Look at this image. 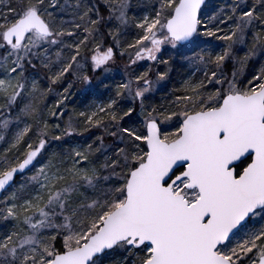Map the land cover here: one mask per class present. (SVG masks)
I'll list each match as a JSON object with an SVG mask.
<instances>
[{
	"label": "snow or ice",
	"instance_id": "obj_1",
	"mask_svg": "<svg viewBox=\"0 0 264 264\" xmlns=\"http://www.w3.org/2000/svg\"><path fill=\"white\" fill-rule=\"evenodd\" d=\"M0 264H264V0H0Z\"/></svg>",
	"mask_w": 264,
	"mask_h": 264
},
{
	"label": "trees",
	"instance_id": "obj_2",
	"mask_svg": "<svg viewBox=\"0 0 264 264\" xmlns=\"http://www.w3.org/2000/svg\"><path fill=\"white\" fill-rule=\"evenodd\" d=\"M175 73H176L177 78H179V80H180V79L182 78V75L184 74V69L181 68V67H179V66H177L176 69L174 70V72L172 73V76H175ZM173 80H174V78H173ZM174 81H175V80H174ZM44 83H45V86H46V81H45ZM168 87L171 88V84H169ZM73 90H74V88L71 89V92H72V93H74ZM58 91H62V88H61V89H58ZM158 94H160V95L162 96L163 93H158ZM80 97H81V96H80ZM47 98L50 99V95L47 96V97L45 98V101H46ZM49 99H48L46 102H48ZM157 99H158V97H157ZM80 101H81V100H80L76 95H72V97H71V98L69 99V101L67 102V108H68L69 110H71L72 108H82V105L80 104ZM46 102H45V103H46ZM45 103H44V104H45ZM50 107H52V106H50ZM49 116H50V115H49ZM49 116H48V118H49ZM49 120H50L51 123H56V122H57L56 120L51 121V118H49ZM61 123H62V122H61ZM94 133H95V132H94ZM95 134H97V133H95ZM89 135H90L89 133H88L87 135H86V133H84V136H85V137H88Z\"/></svg>",
	"mask_w": 264,
	"mask_h": 264
},
{
	"label": "rangeland",
	"instance_id": "obj_3",
	"mask_svg": "<svg viewBox=\"0 0 264 264\" xmlns=\"http://www.w3.org/2000/svg\"><path fill=\"white\" fill-rule=\"evenodd\" d=\"M126 59V58H125ZM123 62L124 61H120L119 59H118V63L119 64H123ZM147 67V64H144V68H146ZM141 70H143V69H141ZM173 78H174V80L175 81H178L179 80V78H177V76H176V73H175V76H173ZM117 79H119V77H117ZM173 85L171 84V87H172ZM74 88V90H73V95H76L80 100H82L83 99V97L80 95V91H79V87L78 86H76V87H73ZM105 95H107V93H105ZM163 95V94H162ZM81 96V97H80ZM160 94H157V97H158V99L160 98ZM49 98H47L46 99V101L48 100ZM56 99H57V97H56V95L55 94H51L50 95V99H49V101L48 102H46L45 100L43 101V103H45L46 105H48L49 107L50 106H54L55 105V102H56ZM49 118H51V121H54V120H56L55 118H53V117H51V116H49ZM65 120L67 119V115L65 116V118H64ZM63 123V122H62ZM93 132H95V133H97V134H99L96 130H93ZM88 133H86V135H87Z\"/></svg>",
	"mask_w": 264,
	"mask_h": 264
}]
</instances>
